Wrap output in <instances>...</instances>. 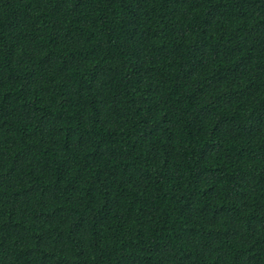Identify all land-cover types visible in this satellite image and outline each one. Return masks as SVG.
Here are the masks:
<instances>
[{
  "label": "trees",
  "instance_id": "1",
  "mask_svg": "<svg viewBox=\"0 0 264 264\" xmlns=\"http://www.w3.org/2000/svg\"><path fill=\"white\" fill-rule=\"evenodd\" d=\"M0 264H264V0H0Z\"/></svg>",
  "mask_w": 264,
  "mask_h": 264
}]
</instances>
